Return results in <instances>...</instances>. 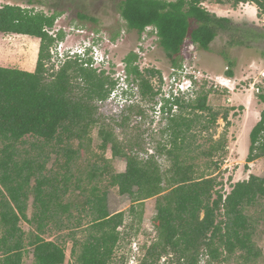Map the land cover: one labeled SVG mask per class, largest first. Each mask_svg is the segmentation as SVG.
<instances>
[{"label":"trees","instance_id":"1","mask_svg":"<svg viewBox=\"0 0 264 264\" xmlns=\"http://www.w3.org/2000/svg\"><path fill=\"white\" fill-rule=\"evenodd\" d=\"M204 1L119 0L117 10L128 30L141 35L152 28L150 32L174 68H181L187 42L209 51L219 32L228 34L229 47H250L253 40L264 36L256 27H244L207 10ZM211 1L232 6L254 3L264 13V0ZM58 15L57 11L46 14L16 4L0 6V33L40 41L33 71L0 66V264H23L26 249L31 250L32 264H62L67 239L46 238L61 232H67L71 242L73 263L68 264H110L123 237L119 227L125 217L132 216L139 224L144 202L151 198L155 201L151 220L155 237L143 245L138 264H161L162 258L170 264H221L231 258L238 264H264L262 249L254 240L258 221L249 210L264 199V177L250 174L233 183L229 192L223 191L215 173L227 141L225 133L215 139L210 132L219 117L224 132L230 120L227 110H215L208 104L210 89L188 98L163 97L159 110L165 114V124L160 132L166 139L152 153L138 142L121 141L98 115L97 104L109 97L116 84L104 69L93 67L90 57L74 55L48 74L45 65L50 49L63 37L61 30L55 36L47 31ZM78 16L93 20L84 13ZM223 56L225 75L231 78L233 61ZM137 60L134 51L123 58L125 79L137 87L142 100L152 102L159 90L151 78L160 80L161 73L139 69ZM258 90L264 104V86ZM134 108L137 114L143 113L129 103L119 126L128 118L123 113ZM96 125L101 152L81 168V151L89 149L90 131ZM203 132L209 133L208 145H197L200 149L196 150L193 139ZM249 141L245 166L264 157V107L249 132ZM107 149L113 158L124 159L123 171L113 169L104 157ZM199 156L210 159L212 172L198 173ZM158 157L168 162L165 169ZM111 187L129 197L127 212L109 211ZM83 218H88L86 224ZM21 222L30 229L25 231ZM77 229H83L82 239L76 237Z\"/></svg>","mask_w":264,"mask_h":264},{"label":"rangeland","instance_id":"2","mask_svg":"<svg viewBox=\"0 0 264 264\" xmlns=\"http://www.w3.org/2000/svg\"><path fill=\"white\" fill-rule=\"evenodd\" d=\"M118 2L119 0H31V2L28 0H0V6L3 4H16L31 8L34 11H43L46 14L59 12L53 27L47 29L48 33L53 36L60 30L63 33V37L60 40H55L50 49L51 57L45 65L48 74L55 72L62 65L66 55H71L70 53L79 51L82 47L94 43L95 50L93 55L90 56L93 67L104 69L106 74L116 81L109 97L97 104L98 115L103 122L112 126L119 140L138 142L148 154L154 151V147L158 142H163L166 139V135L160 132L165 124V114L160 113L159 105L162 103L163 97L167 95L171 73L173 69L177 70L186 66L190 74L197 75L198 80H196L194 87L192 85L189 92L182 96L185 98L193 97L196 91L210 89L208 104L215 110L228 111L230 126L227 130L224 132V122L219 117L216 128L210 132L215 139L225 133L227 141L225 152L219 155L222 159L219 172L215 173V175L218 174L219 181L223 183V191L229 192L233 183L248 179L250 174L264 177V157L245 166L250 143L249 132L258 121L260 111L264 107L258 97L259 90H257L259 86H264L262 76L264 75V36L253 40L250 47L240 45L229 47L227 45L228 34L219 32L210 43L209 51L199 49L187 42L181 55L182 66L181 68H174L159 46L156 35L150 32L151 27H147L141 35H138L134 30L127 29L125 21L117 10ZM202 5L219 16L230 18L236 24L244 27H256L259 32L264 33V13H260L254 3H239L232 6L230 3L217 4L211 0H206ZM79 13H84L92 17L93 20L81 19L78 16ZM20 36L9 34L0 37L8 38L13 41L12 43H23L25 41L26 43L24 42L23 46L27 47V43L32 37ZM39 43L38 39L33 63H36ZM24 47L22 52L18 54L21 56V62L24 60L23 56L26 50ZM130 51L137 53L139 69H156L161 73L160 80L157 76L151 78L152 85L159 90L152 102H148L146 99L142 100L138 95L137 87L128 83L125 79L123 58ZM52 53L54 58H52ZM223 54L233 61V76L231 78H227L225 75L227 60ZM15 56L12 55L10 59L13 60ZM85 57L89 56L85 55ZM10 65L12 67L8 68L26 70L20 63ZM181 76V74L177 75L180 78ZM129 103L135 107L138 105L143 113L137 114L135 108L132 111L123 113L128 118L123 126H119L118 123L122 121L123 109ZM90 137L91 145L89 149L81 151V158L78 161L81 168H85L87 161L94 159L95 154L101 152L98 125L91 129ZM208 137L209 133H198L193 139V147L196 150L200 149L197 148V145L205 148L208 145V140L206 141ZM76 146L75 142L74 147ZM139 155L144 157L146 154L141 151ZM104 157L110 160L111 166L116 171L124 170L125 161L123 158H113L109 149L105 150ZM208 159L202 156L196 159L199 165L197 168L198 173L208 174L212 172V164ZM53 160L54 158L48 163V168L51 167ZM158 160L162 169L168 166V162L164 157H158ZM208 167L210 168L208 169ZM154 203V198L145 200L143 218L139 224L132 216L125 217L123 225L119 227L123 237L110 264H125L128 258L132 256L133 245L141 249L142 257L143 245H148L155 237L151 224L155 214ZM31 204L32 200L29 201V215L32 211ZM130 205L127 195H120L115 187L109 188L108 208L110 212H127ZM249 210L258 221L254 240L262 249V261H264V199H261L255 207H251ZM83 220L84 224L88 222V218H83ZM21 226L25 231L30 229L25 222H21ZM66 233L46 235V238L51 240L58 238L61 241V237L67 239L64 242L66 259L62 264L73 263V258L70 255L71 242L65 236ZM84 235L83 229L76 230L77 238L82 239ZM141 257L139 256V259ZM160 262L161 264L169 263H165L163 260ZM23 264H32L30 249L24 251ZM221 264H238V262L235 258H231L230 261Z\"/></svg>","mask_w":264,"mask_h":264},{"label":"clouds","instance_id":"3","mask_svg":"<svg viewBox=\"0 0 264 264\" xmlns=\"http://www.w3.org/2000/svg\"><path fill=\"white\" fill-rule=\"evenodd\" d=\"M94 46H95L94 43L86 45L85 47H82L81 50L74 51V53H70L71 55H66L65 58H67L69 56H74V55H78L81 58H87V57H85V55H88L90 57L94 53V50H95ZM93 60H94V58H93ZM178 74H181L182 75L181 78L183 77V79H181L180 77H177ZM196 82L197 81H196V79L193 78L192 74L188 73V74L183 75L182 70L172 72L171 78L169 81V85H168V92H167L166 97L167 96L170 97L172 95H175V96L185 95L186 93L189 92L192 85L194 87ZM180 83H181V85H180Z\"/></svg>","mask_w":264,"mask_h":264},{"label":"bare ground","instance_id":"4","mask_svg":"<svg viewBox=\"0 0 264 264\" xmlns=\"http://www.w3.org/2000/svg\"><path fill=\"white\" fill-rule=\"evenodd\" d=\"M16 36L18 37H21L20 34H15ZM27 35H22V37H25V38H28L26 37ZM30 37V36H29ZM36 38L35 37H32L29 39V42L27 43V47H24L23 45L26 43L23 44V43H13L12 47L13 49H10V47H5L4 44H1L0 45V61H6L8 59L11 58V56H15L14 54H20L22 52V48L24 47L25 50V54L23 56L24 60L23 62H21V66L25 67L24 69H26V67H29L30 65L33 64V56L35 54V51H36ZM26 46V45H25ZM12 60V59H11ZM4 63V62H3ZM29 69V68H28Z\"/></svg>","mask_w":264,"mask_h":264},{"label":"crops","instance_id":"5","mask_svg":"<svg viewBox=\"0 0 264 264\" xmlns=\"http://www.w3.org/2000/svg\"><path fill=\"white\" fill-rule=\"evenodd\" d=\"M4 35H9V34H3V33H0V36H4ZM12 35H15V34H12ZM31 37V36H30ZM37 39V42L36 43H38V38H36ZM35 39V40H36ZM13 41H11V40H9L8 38H6V39H4L3 37H0V45L2 44V43H5L4 45H5V47H10V46H12L13 45V43H12ZM10 49H13L12 47H10ZM37 50H38V47H37ZM21 56H19L18 54L14 57V59L13 60H11V59H8V60H6V61H0V66L1 67H12V65H10V64H14V63H20L21 64ZM36 58V57H35ZM36 60V59H35ZM4 62V63H3ZM9 65V66H8ZM34 66H35V62L32 64V65H30L29 67H26V70H29V71H33V69H34ZM24 68V67H23ZM29 68V69H28Z\"/></svg>","mask_w":264,"mask_h":264},{"label":"built area","instance_id":"6","mask_svg":"<svg viewBox=\"0 0 264 264\" xmlns=\"http://www.w3.org/2000/svg\"><path fill=\"white\" fill-rule=\"evenodd\" d=\"M52 58H54V54L53 53H52ZM179 70H182V74L183 75L188 74V73L190 74V72H188V68L186 66L182 67L181 69H177V70L173 69V72H176V71H179ZM199 76H201V75L199 74ZM262 76L264 78V75H262ZM193 78L198 80L197 75H193ZM257 90H258V88H257ZM132 249H133L132 256H130L128 258V261H126L125 264H138L139 263V260H140L139 256L141 257V251H140L141 249H139L137 246H134V245H133ZM162 260L164 261L165 258H162Z\"/></svg>","mask_w":264,"mask_h":264}]
</instances>
